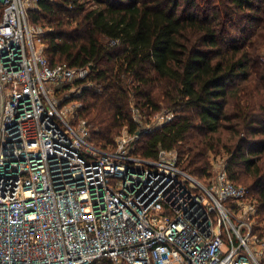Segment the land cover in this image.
I'll use <instances>...</instances> for the list:
<instances>
[{
  "label": "built area",
  "instance_id": "obj_1",
  "mask_svg": "<svg viewBox=\"0 0 264 264\" xmlns=\"http://www.w3.org/2000/svg\"><path fill=\"white\" fill-rule=\"evenodd\" d=\"M41 0H0V264H262L257 204L226 166L199 180L176 150L137 153L144 117L109 148L78 118L89 67L51 65Z\"/></svg>",
  "mask_w": 264,
  "mask_h": 264
},
{
  "label": "trees",
  "instance_id": "obj_2",
  "mask_svg": "<svg viewBox=\"0 0 264 264\" xmlns=\"http://www.w3.org/2000/svg\"><path fill=\"white\" fill-rule=\"evenodd\" d=\"M3 11L0 3V19ZM29 20L50 28L51 65L91 69L78 118L97 146L113 147L124 126L138 130L133 105L144 117L174 112L142 134L137 153L176 150L182 168L205 181L211 151L224 150L264 236V0H41Z\"/></svg>",
  "mask_w": 264,
  "mask_h": 264
},
{
  "label": "rangeland",
  "instance_id": "obj_3",
  "mask_svg": "<svg viewBox=\"0 0 264 264\" xmlns=\"http://www.w3.org/2000/svg\"><path fill=\"white\" fill-rule=\"evenodd\" d=\"M43 25H40L41 27H43L44 29H50L48 27V24L47 23H44L42 22ZM259 51V54L262 55V57L264 58V47H261L260 49H258ZM165 109H163L162 111H158L156 113H154L153 115H151L152 117V121H161L163 119V117L165 116L163 114V111ZM228 158H229V155L227 152H225L224 150L221 151L220 153H215V152H212L210 153V159H211V172H214L217 173V170L223 168L224 166H226L228 164ZM237 184H241V185H245L247 187L246 184H243L242 183H237ZM262 225H264V222H262Z\"/></svg>",
  "mask_w": 264,
  "mask_h": 264
}]
</instances>
